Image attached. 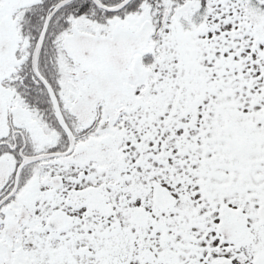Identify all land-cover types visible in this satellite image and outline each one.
<instances>
[{
    "label": "snow or ice",
    "instance_id": "1",
    "mask_svg": "<svg viewBox=\"0 0 264 264\" xmlns=\"http://www.w3.org/2000/svg\"><path fill=\"white\" fill-rule=\"evenodd\" d=\"M0 264H264V0H0Z\"/></svg>",
    "mask_w": 264,
    "mask_h": 264
}]
</instances>
